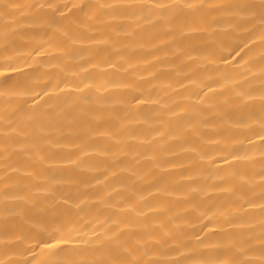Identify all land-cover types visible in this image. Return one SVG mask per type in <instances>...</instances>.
<instances>
[{"label":"bare ground","instance_id":"6f19581e","mask_svg":"<svg viewBox=\"0 0 264 264\" xmlns=\"http://www.w3.org/2000/svg\"><path fill=\"white\" fill-rule=\"evenodd\" d=\"M0 264H264V0H0Z\"/></svg>","mask_w":264,"mask_h":264}]
</instances>
